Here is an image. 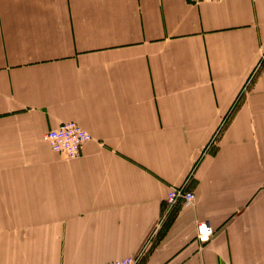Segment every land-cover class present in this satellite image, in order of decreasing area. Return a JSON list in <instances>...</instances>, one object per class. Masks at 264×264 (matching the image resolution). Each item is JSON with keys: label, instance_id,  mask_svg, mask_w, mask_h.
I'll use <instances>...</instances> for the list:
<instances>
[{"label": "crops", "instance_id": "obj_1", "mask_svg": "<svg viewBox=\"0 0 264 264\" xmlns=\"http://www.w3.org/2000/svg\"><path fill=\"white\" fill-rule=\"evenodd\" d=\"M263 57L264 0H0V264H264Z\"/></svg>", "mask_w": 264, "mask_h": 264}, {"label": "built area", "instance_id": "obj_2", "mask_svg": "<svg viewBox=\"0 0 264 264\" xmlns=\"http://www.w3.org/2000/svg\"><path fill=\"white\" fill-rule=\"evenodd\" d=\"M187 1L189 3H199L219 2L223 0ZM44 139L54 152L64 155L67 159H75L81 156L84 145L92 139V136L76 122L67 121L61 123L57 128L48 131ZM188 181L184 185L170 187L165 198V203L170 212L179 205H194L196 196L194 191L189 189ZM215 233L216 230L208 222H198L196 224V237L201 243H208L214 237ZM138 262L139 257H128L112 261L108 264H138Z\"/></svg>", "mask_w": 264, "mask_h": 264}]
</instances>
